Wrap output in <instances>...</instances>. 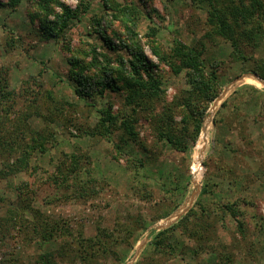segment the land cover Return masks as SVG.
I'll return each mask as SVG.
<instances>
[{
	"label": "rangeland",
	"instance_id": "374dc122",
	"mask_svg": "<svg viewBox=\"0 0 264 264\" xmlns=\"http://www.w3.org/2000/svg\"><path fill=\"white\" fill-rule=\"evenodd\" d=\"M58 1L75 10L82 0ZM89 1V11L68 32L65 44L42 42L35 33L30 21L40 12L38 6L41 0H23L15 11L0 8V68L10 69L11 89L18 99V108H26L31 96L25 92L24 84L30 82L36 92L35 81L42 82L44 89L54 91L58 100L78 105L76 110L67 107L64 116L54 117L57 120L53 125L56 133L54 144L57 147L51 154L36 155L29 173L21 174L16 178V183L11 185L1 184L0 189H5L3 191L6 196L15 201L16 186L23 182L46 180L54 171L53 163L57 161L59 153L63 151L74 154V146H79L83 156L90 155L101 182L99 188L103 189L83 199L60 193L55 198L45 200L44 194L39 198L30 194L28 203L39 212L38 215L68 223L76 232H82L85 238L98 237L100 231L106 230L112 236L111 239H104L110 243L111 251L102 257L101 264H218V256L224 252L230 255L232 252L234 264H264V85L252 78V63L234 60L230 56L231 46L224 44L223 40H219L216 46L208 44L207 58H215L219 62L222 89L206 115L198 141L189 142V152L179 155L158 142L151 126L143 121L140 127L141 138L149 150L151 160L145 161L148 155L139 152L136 162L143 159L147 164L141 172L140 180L149 186L150 192L147 186L142 191L136 187L133 190L129 179L135 172L132 166L135 163H129L127 174V156L117 155L106 141H90L80 137L78 130L88 125L95 126L98 117L95 111L75 98L70 88L69 60L73 56L82 59L92 46L100 48L113 61L119 56L128 57L125 50L110 52L102 38L93 31L92 21L95 17L101 18L108 12L112 14L110 10L104 9L106 0ZM114 1L122 7H136L142 13L136 22L135 32L145 54L155 65H159L156 72L167 80L166 100L171 102L187 88L185 75L173 76L168 66L160 64L152 46L168 51L176 38L190 46L196 47L199 41L206 44L203 36L208 30L207 15L180 1ZM9 2L0 0L2 4ZM55 13L60 14L61 8L56 7ZM49 19L54 21L55 15ZM106 20L104 25L107 24L108 35L115 40L118 39L115 35H118L121 40L128 42L129 34L123 21L109 15ZM39 24V19H36L35 26ZM12 37L18 40L13 48L7 44ZM121 40L116 43L120 45ZM263 56V52L255 54L258 59ZM86 60L90 62V58ZM89 74L93 75L94 72ZM244 77L246 79L243 80ZM251 91L255 96L250 97ZM117 97L113 95L112 100L115 111L122 106L121 99ZM225 102L228 109L220 111ZM103 105V102H98L97 108ZM29 123L35 129L44 127V123L37 117H32ZM74 155L77 158L74 167L77 168L83 164V156ZM207 176L213 177L220 184L214 189L216 193L228 196L229 199L239 197L249 200L250 204L243 206L247 238L237 233L236 224L227 217L225 225L228 229L222 223H217L214 228L217 236L210 234V247L213 248L208 253L196 255L194 250L199 242L181 236V230H178L180 234L176 233L174 238L176 252L172 256L153 255L149 251L155 236L152 232L156 231L157 234L176 225L195 207ZM163 184L168 186L166 190L174 189L179 184L178 195L172 196L164 191ZM176 204L179 207L171 212L170 208L173 209ZM2 211L1 214H5V210ZM137 219L140 221L138 224L135 222ZM135 226L139 230L128 235L127 230ZM145 226L148 228L140 230ZM235 241L237 246L233 245ZM53 248L54 244L42 242L35 235L26 237L17 230L5 243L0 242V264H37V258Z\"/></svg>",
	"mask_w": 264,
	"mask_h": 264
},
{
	"label": "trees",
	"instance_id": "16d2710c",
	"mask_svg": "<svg viewBox=\"0 0 264 264\" xmlns=\"http://www.w3.org/2000/svg\"><path fill=\"white\" fill-rule=\"evenodd\" d=\"M41 1L38 6L40 12L33 16L30 23L40 40L46 43L65 44L68 32L82 21L91 7L89 0H82L75 10L58 0ZM175 1L186 3L190 8L205 13L208 30L203 36L206 44L199 41L196 47L185 44L179 38L174 39L168 51L152 46L160 64L168 66L173 76L185 75L187 88L171 102L166 100L167 80L156 72L159 65L148 58L137 38L136 22L142 13L136 7H122L114 0H106L104 9L110 10L112 14L108 12L92 21L93 31L102 38L107 49L112 53L125 50L127 58L119 56L113 61L107 53L92 46L82 59L73 56L69 60L70 88L75 98L95 111L98 117L95 126L78 128L80 137L90 141H106L112 145L117 155L127 156V174L129 163H135L132 165L135 172L129 179L133 190L136 187L142 191L147 186L140 178L147 165L145 161L151 160L149 150L141 138L140 127L143 121L151 126L158 142L179 155L189 152V142L198 141L206 115L222 89L219 62L215 58H207L209 43L216 46L219 40H223L224 44H229L232 48L230 56L239 62L252 63L251 71L264 82V56L259 59L255 57L258 52L264 54V0H170L172 3ZM22 2L23 0H10L7 4L0 3V8L15 11ZM56 7L61 8L60 14L55 13ZM51 15H55L54 21L49 19ZM108 15L122 20L126 25L128 42L115 35L117 40H121L118 45L117 40L108 35L107 24L104 25ZM36 19H39L38 26H35ZM16 43L18 40L14 37L7 42L12 48ZM86 58H90V62ZM91 71L94 72L93 75L89 74ZM34 85L36 92L30 82L24 84L25 92L31 96L26 108H18V99L11 89L10 69L0 68V185L16 183V178L21 174L29 173L36 155L51 154L57 147L54 144L56 133L53 125L57 122L54 117L64 116L67 107L76 110L78 106L66 100H58L54 91L44 89L42 82L35 81ZM113 95L121 99L122 106L117 111L114 110ZM236 95H239L238 92ZM249 95L255 96L253 91ZM98 102H103L104 105L97 108ZM226 109L227 102L221 105L220 111ZM32 117L40 119L44 127L35 129L29 123ZM74 150V154L83 156L79 146H74ZM139 152L148 155L145 161L140 159L136 162ZM74 154L61 151L57 161L53 163L54 171L46 180L23 182L16 186L15 201L6 196L3 191L5 189H0V242L5 243L18 230L26 237L35 235L42 242L54 244L53 249L37 258V264H101L102 257L111 251L110 243L104 239H111L112 236L106 230L100 231L98 237L85 238L82 232H76L68 223L38 215L39 212L28 203L30 194L37 198L44 194L45 200L55 198L60 193L83 199L103 189L99 188L101 182L90 155H84L83 164L76 168L74 164L77 158ZM206 165L204 163V167ZM144 178L146 179L145 176ZM219 185L213 177L207 176L195 207L176 225L157 234L153 231L152 235L155 236L149 251L153 255L172 256L177 250L174 238L178 230H181V234H178L199 242L194 250L196 255L208 253L213 248L210 247V234L217 236L214 229L217 223H222L228 229L225 225L227 217L236 224L237 233L246 239L248 229L243 221V206H248L250 202L246 198L229 199L228 196L216 193L214 189ZM147 187L150 192L149 186ZM165 187L168 186L163 184L164 191L172 196L178 195L180 190L179 184L174 189L166 190ZM178 207L177 204L173 209L171 207V212ZM2 210H5V214H1L4 212ZM135 222L138 224L140 221L137 219ZM146 228L148 227H141L140 230ZM137 230L136 226L132 227L127 230L128 235ZM233 245L237 246L236 241ZM231 255L234 257L232 252ZM231 255L228 252L219 254L218 264H234Z\"/></svg>",
	"mask_w": 264,
	"mask_h": 264
},
{
	"label": "water",
	"instance_id": "95a60500",
	"mask_svg": "<svg viewBox=\"0 0 264 264\" xmlns=\"http://www.w3.org/2000/svg\"><path fill=\"white\" fill-rule=\"evenodd\" d=\"M252 78L255 79V80H257V81H258L259 83H261L262 85H264V82H263L261 79H259L256 75H252ZM244 79H246V77H244L243 80H244ZM218 102H220V100H219Z\"/></svg>",
	"mask_w": 264,
	"mask_h": 264
},
{
	"label": "built area",
	"instance_id": "2783aa9c",
	"mask_svg": "<svg viewBox=\"0 0 264 264\" xmlns=\"http://www.w3.org/2000/svg\"><path fill=\"white\" fill-rule=\"evenodd\" d=\"M202 137V136H201Z\"/></svg>",
	"mask_w": 264,
	"mask_h": 264
}]
</instances>
